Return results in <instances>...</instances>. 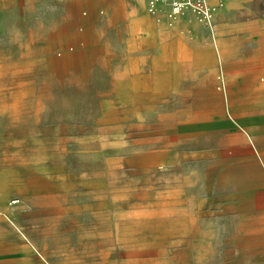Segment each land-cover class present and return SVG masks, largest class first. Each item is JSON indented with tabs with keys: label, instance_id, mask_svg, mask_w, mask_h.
Segmentation results:
<instances>
[{
	"label": "rangeland",
	"instance_id": "obj_1",
	"mask_svg": "<svg viewBox=\"0 0 264 264\" xmlns=\"http://www.w3.org/2000/svg\"><path fill=\"white\" fill-rule=\"evenodd\" d=\"M91 1L0 0L1 212L23 247L11 252L0 224V251L21 264H264V140L232 149L223 87H206L217 55L190 65L215 17L202 28L146 11L129 34L121 11L84 24Z\"/></svg>",
	"mask_w": 264,
	"mask_h": 264
},
{
	"label": "crops",
	"instance_id": "obj_2",
	"mask_svg": "<svg viewBox=\"0 0 264 264\" xmlns=\"http://www.w3.org/2000/svg\"><path fill=\"white\" fill-rule=\"evenodd\" d=\"M209 1L216 3L217 0ZM220 1L222 6L214 20L215 34L212 39L208 38L206 46L194 48L190 65L193 72L199 74V67L203 65L199 63L198 54L213 51L217 55L219 61L206 65L208 97L215 95L214 85L219 80L223 87L222 94L219 95L223 99L220 120L224 125H229V130L235 136L232 149L246 152L253 150L257 154L260 151L259 142L264 140V11L257 4H252L254 0ZM100 7L112 17L121 11L126 18L129 34L134 32L141 18H150L146 15L144 0H92L89 10L80 9L79 12V16L82 14L85 18L84 24L90 18L99 16ZM186 18L181 22L184 27L189 26L184 24ZM231 35L236 36L235 40H230ZM250 44L256 51L248 52L244 58L239 57V46ZM215 68L219 73L217 78L213 72ZM4 203L5 200L0 199V224L9 228L8 235L14 240L11 252H17L23 248L21 233L17 224L10 220L13 218L7 216L8 213L1 212ZM20 262L18 255L12 256L0 251V264H21Z\"/></svg>",
	"mask_w": 264,
	"mask_h": 264
},
{
	"label": "built area",
	"instance_id": "obj_3",
	"mask_svg": "<svg viewBox=\"0 0 264 264\" xmlns=\"http://www.w3.org/2000/svg\"><path fill=\"white\" fill-rule=\"evenodd\" d=\"M147 12L153 17L165 15L169 25L185 15L202 27L211 26L222 2L209 4L207 0H144Z\"/></svg>",
	"mask_w": 264,
	"mask_h": 264
},
{
	"label": "bare ground",
	"instance_id": "obj_4",
	"mask_svg": "<svg viewBox=\"0 0 264 264\" xmlns=\"http://www.w3.org/2000/svg\"><path fill=\"white\" fill-rule=\"evenodd\" d=\"M219 1H220V0H217L216 3H211L209 0H207V2H208L209 4H217V3H219ZM146 11H147V10H146Z\"/></svg>",
	"mask_w": 264,
	"mask_h": 264
}]
</instances>
